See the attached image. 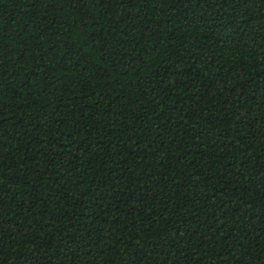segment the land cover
Segmentation results:
<instances>
[{
  "label": "trees",
  "instance_id": "1",
  "mask_svg": "<svg viewBox=\"0 0 264 264\" xmlns=\"http://www.w3.org/2000/svg\"><path fill=\"white\" fill-rule=\"evenodd\" d=\"M0 264H264V0H0Z\"/></svg>",
  "mask_w": 264,
  "mask_h": 264
}]
</instances>
